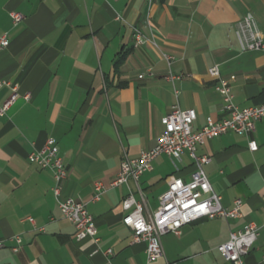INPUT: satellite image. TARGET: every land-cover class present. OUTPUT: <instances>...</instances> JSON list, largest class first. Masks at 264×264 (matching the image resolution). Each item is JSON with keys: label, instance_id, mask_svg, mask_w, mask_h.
I'll use <instances>...</instances> for the list:
<instances>
[{"label": "crops", "instance_id": "obj_1", "mask_svg": "<svg viewBox=\"0 0 264 264\" xmlns=\"http://www.w3.org/2000/svg\"><path fill=\"white\" fill-rule=\"evenodd\" d=\"M11 12L23 19L13 23ZM246 13L264 43V0H0V37L8 40L0 50V81L9 83L0 85V106L17 88L0 117V264H105L107 248L110 264H230L216 247L248 222L258 235L243 263L262 262L264 118L250 137L227 132L197 145L198 154L210 157L203 169L222 206L241 199L242 217L199 218L179 236L163 234V257L147 262L145 243L131 242L122 223L126 186L91 200L94 183L115 178L124 152L136 157L154 146L172 105L195 111L193 130L208 116H222L209 67L217 65L229 81L237 106L264 102V48L242 50L234 27ZM168 74L180 78L169 81ZM49 138L67 169L62 196L86 203L96 244L74 238L51 191V172L27 160ZM250 138L255 151L248 150ZM193 171L186 152L154 158L151 170L129 183L136 197L137 186L144 194V215L155 211L173 178L187 181Z\"/></svg>", "mask_w": 264, "mask_h": 264}, {"label": "built area", "instance_id": "obj_2", "mask_svg": "<svg viewBox=\"0 0 264 264\" xmlns=\"http://www.w3.org/2000/svg\"><path fill=\"white\" fill-rule=\"evenodd\" d=\"M13 23L23 19L19 12H11ZM241 42V49L260 50L264 48L263 37L254 17L246 13L234 25ZM142 36L135 34V43L140 44ZM8 45L5 35L0 37V50ZM170 61L171 57L165 56ZM208 76L215 81L214 90L221 96L222 116L213 119L205 118L204 125L193 130L192 124L196 118L193 109H181L178 105H172L167 113L160 119L161 130L153 147L142 150L136 157H128L124 152L120 160L119 170L115 178L107 185L94 183L92 201L100 199L109 187L124 185L127 192L121 200V208L124 211L122 223L132 233L131 242L145 243V255L147 262L163 257L160 237L165 233L180 235L181 227L199 218L221 217L226 220L241 218L242 201L239 198L233 200L230 208L222 206L220 196L213 190L203 166L210 161V157L197 153V145L204 141L232 132L237 135L250 137L255 130V123L264 118V102L254 106L239 107L233 102V95L229 81L220 75L217 65L207 69ZM169 81L179 79V75L168 74ZM9 84L0 81V85ZM12 93L0 106V117L3 116L16 99L17 88L11 86ZM24 98L29 99L26 93ZM248 150H257L255 140H248ZM186 152L191 158L194 171L189 180L179 177L173 178L167 189L158 196V205L155 211L145 216V198L143 192L137 186L138 197L131 190L129 183L137 184L140 176L151 170V162L154 158L165 155L178 159L181 153ZM28 162L35 164L43 170H49L52 174L53 184L51 191L56 200L61 216L70 222L74 229V238L79 241L85 238L98 243L97 228L93 217L86 209V203L73 197L62 196V186L67 175V169L63 164L54 139H47L40 149L32 150L27 155ZM264 201V195L262 196ZM25 220L38 231L42 227H36L32 217ZM258 235V228L248 222L237 231H231L229 238L224 243L217 245V251L224 260L230 264H244L243 257L248 254ZM16 245L12 251L19 249L20 238L14 236ZM4 247V241L0 240V248ZM106 263L110 264L109 257L112 250H103ZM260 264H264V257Z\"/></svg>", "mask_w": 264, "mask_h": 264}]
</instances>
